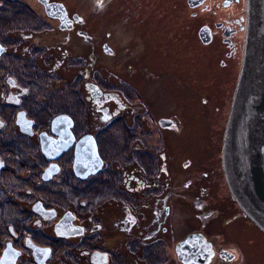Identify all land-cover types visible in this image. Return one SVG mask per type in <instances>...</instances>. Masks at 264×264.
<instances>
[{
    "label": "flooded vegetation",
    "instance_id": "af4514ba",
    "mask_svg": "<svg viewBox=\"0 0 264 264\" xmlns=\"http://www.w3.org/2000/svg\"><path fill=\"white\" fill-rule=\"evenodd\" d=\"M9 1L0 8V264H188L178 246L192 235L211 243L207 264L245 263L234 245L214 243L232 234L216 208L233 201L221 156L227 118L210 143L195 136L177 149L163 139L186 131L194 113L207 121L200 106L212 110L218 92L211 70L190 80L191 58L171 46L174 36L158 50L162 0ZM175 1L208 16L197 39L233 67L232 98L247 0ZM161 17L168 24L169 13ZM182 101L197 110L177 115ZM233 203L225 215L247 218Z\"/></svg>",
    "mask_w": 264,
    "mask_h": 264
},
{
    "label": "water",
    "instance_id": "95a60500",
    "mask_svg": "<svg viewBox=\"0 0 264 264\" xmlns=\"http://www.w3.org/2000/svg\"><path fill=\"white\" fill-rule=\"evenodd\" d=\"M53 6L56 5H47L48 12L51 13ZM59 6L64 9L62 4ZM208 34V27L200 30L206 43L210 42V39L205 40ZM221 156L232 200L264 232V0H247L242 64L227 117ZM190 246L192 250L186 251ZM178 249L188 264H207L213 253L211 243L202 235L188 237ZM202 251L203 258H191Z\"/></svg>",
    "mask_w": 264,
    "mask_h": 264
},
{
    "label": "rangeland",
    "instance_id": "374dc122",
    "mask_svg": "<svg viewBox=\"0 0 264 264\" xmlns=\"http://www.w3.org/2000/svg\"><path fill=\"white\" fill-rule=\"evenodd\" d=\"M3 3L0 4V8L3 10L5 9L10 1L8 0H2ZM1 2V0H0ZM67 2V0H65ZM16 7V5H15ZM8 11L9 8H6ZM198 9L194 10L197 11ZM169 13L170 21L168 24L163 25V18L161 17L164 12ZM202 11L196 12L194 15L192 13V10L189 9V7H185L181 2L175 1V0H162L161 3V11L160 14L156 15V22L159 23L160 28H156V38L163 40L156 43V46L158 47L159 51H162L163 49L166 35L165 33H168V36H174V42L171 41V46L177 50L183 51L187 54H189L192 64L190 71H191V78L190 80H195V76L199 74V76H206L208 74L209 77L212 76L216 80L215 85H212L217 93H212L211 101L217 100L218 103L216 104V101L213 102V104L210 105L212 110L209 109L208 105L200 106L201 109H205L207 111V121H199L200 113H194L192 117H190L187 120L186 128L187 130L182 133H166V135L163 137V139L170 140L171 144H173L177 149H181L184 145L190 144L189 141L194 140L195 136H198V140L204 139L208 140L209 143L211 141H214V139H218L221 137L223 124L225 122V119L227 118L230 105H231V94L233 89V67H229L228 69H222L218 65V53L219 48L217 46H203L199 40L197 39V33L199 30V27H201L202 24L208 23L207 19L208 16H206L205 13H201ZM192 14V15H191ZM164 16V18H166ZM148 20L145 18V21ZM165 22V21H164ZM156 23V24H157ZM172 30L173 35L170 34V31ZM117 33H114L116 35ZM113 35V36H114ZM119 36V35H118ZM115 37V39L118 38ZM130 39V35H129ZM137 39H141L139 36ZM136 40V41H139ZM118 42L121 43V40L118 39ZM138 44V43H137ZM168 46V45H167ZM139 48V44L137 45ZM133 49V48H132ZM134 51H131L132 53ZM211 74V75H210ZM209 78L207 82L210 80ZM156 82V80H155ZM168 89L172 90L173 93L176 94L177 88L175 86H170ZM221 90V92H220ZM173 96H176V95ZM136 94H133V98ZM172 96V97H173ZM209 96V95H207ZM190 97V96H189ZM189 97L187 100H189ZM174 98H172L173 100ZM201 100V99H200ZM177 101V100H176ZM210 103V102H209ZM170 104L168 101L165 102V105L163 108L166 112L173 111L169 110ZM196 106H191L190 101H182L179 104H177V110L174 108L175 113L177 115H181V112L186 113L189 112H195L197 110V104H194ZM174 107V106H172ZM217 107V109H216ZM159 110V109H158ZM181 111V112H180ZM182 117H185L184 115ZM129 119H132V115L129 114ZM183 122L185 121L184 118H182ZM199 122V126L197 128L195 127L196 122ZM227 121V120H226ZM210 124L214 126L213 131H209ZM151 133V132H149ZM224 134V132H223ZM122 135V134H121ZM121 135L119 137H115L114 140L118 141L121 138ZM147 137V135H146ZM223 142V137H222ZM172 153L174 154L175 150L174 148L170 149ZM179 157H183V154H178ZM224 185H226V181L224 180ZM224 193H229L224 191ZM225 201H221L220 205H218L217 211L220 217L226 216L227 220L231 221V224L228 226L231 227L232 234H227V238L218 239V242H214L215 244H223L224 246L228 247L231 245H234L235 247H232L236 250L237 253L241 254V256H245L246 260L244 259L245 263L243 264H264V233L259 230V228L252 222L249 221L246 217L243 216L242 213L239 214H233L230 213L227 214L228 211L233 210V206L235 205L233 201H231L229 198L225 197ZM233 205V206H232ZM237 210V208H236ZM238 211V210H237ZM222 220V219H221ZM221 220H217L216 223L213 222L210 225L214 226L215 230H220L221 226L219 224H222ZM229 233V232H228ZM226 234V233H225ZM224 242V243H223ZM237 264H242L239 260Z\"/></svg>",
    "mask_w": 264,
    "mask_h": 264
},
{
    "label": "bare ground",
    "instance_id": "6f19581e",
    "mask_svg": "<svg viewBox=\"0 0 264 264\" xmlns=\"http://www.w3.org/2000/svg\"><path fill=\"white\" fill-rule=\"evenodd\" d=\"M223 137H224V134H223Z\"/></svg>",
    "mask_w": 264,
    "mask_h": 264
}]
</instances>
